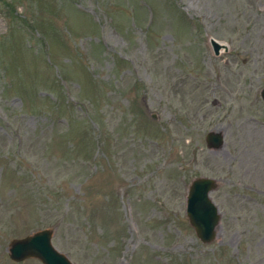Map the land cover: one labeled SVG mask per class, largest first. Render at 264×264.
<instances>
[{
	"label": "rangeland",
	"instance_id": "374dc122",
	"mask_svg": "<svg viewBox=\"0 0 264 264\" xmlns=\"http://www.w3.org/2000/svg\"><path fill=\"white\" fill-rule=\"evenodd\" d=\"M263 88L264 0H0V264L44 228L73 264H264Z\"/></svg>",
	"mask_w": 264,
	"mask_h": 264
},
{
	"label": "water",
	"instance_id": "95a60500",
	"mask_svg": "<svg viewBox=\"0 0 264 264\" xmlns=\"http://www.w3.org/2000/svg\"><path fill=\"white\" fill-rule=\"evenodd\" d=\"M209 43L216 56L228 50L225 43L214 38H209ZM259 94L264 101V88L260 90ZM149 116L157 119L155 113H151ZM205 142L210 149L220 148L224 143L223 132H207ZM216 187V179L200 176L192 179L187 189L185 214L196 236L202 243H209L214 240L216 227L220 220L218 208L210 198V193ZM52 234V229L44 228L24 238L11 240L8 247L9 257L17 262L28 258H36L42 264H73L53 246L51 242Z\"/></svg>",
	"mask_w": 264,
	"mask_h": 264
}]
</instances>
